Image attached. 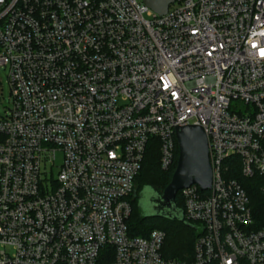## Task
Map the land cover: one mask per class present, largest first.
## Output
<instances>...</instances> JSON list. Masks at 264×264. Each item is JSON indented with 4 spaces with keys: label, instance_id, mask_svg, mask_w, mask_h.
I'll use <instances>...</instances> for the list:
<instances>
[{
    "label": "built area",
    "instance_id": "obj_1",
    "mask_svg": "<svg viewBox=\"0 0 264 264\" xmlns=\"http://www.w3.org/2000/svg\"><path fill=\"white\" fill-rule=\"evenodd\" d=\"M148 18H145L144 15ZM0 264H264V226L228 177H264V0H0ZM200 127L211 187L178 191L189 262L129 234L146 149ZM56 153L62 161L54 169Z\"/></svg>",
    "mask_w": 264,
    "mask_h": 264
},
{
    "label": "trees",
    "instance_id": "obj_2",
    "mask_svg": "<svg viewBox=\"0 0 264 264\" xmlns=\"http://www.w3.org/2000/svg\"><path fill=\"white\" fill-rule=\"evenodd\" d=\"M174 157L169 167L162 168L160 163V151L157 140L149 143L141 169L135 178V188L130 196L131 215L127 220L128 231L134 237H146L152 230H160L165 238L161 249L162 255L167 259H176L189 262L192 259L193 245L198 235L197 227L177 220L162 221L163 218L145 217L139 206L142 192L147 189L155 194H161L169 184L177 160V145L174 142ZM233 167L230 169L228 177L236 180L245 191L249 205L256 220L257 226H264V177L254 175L251 178H244L240 173V162L234 158ZM144 178H148V183H142ZM177 209L183 213V201L180 194L175 197ZM165 220V219H164Z\"/></svg>",
    "mask_w": 264,
    "mask_h": 264
},
{
    "label": "water",
    "instance_id": "obj_3",
    "mask_svg": "<svg viewBox=\"0 0 264 264\" xmlns=\"http://www.w3.org/2000/svg\"><path fill=\"white\" fill-rule=\"evenodd\" d=\"M173 2L174 0H141L145 7L158 16L165 15L168 6ZM174 137L178 154L170 182L161 194L145 189L140 197L145 211H141L145 217L184 222L182 211L175 205L176 194L191 185H197L202 191L209 190L212 173L208 160L207 138L200 127H177Z\"/></svg>",
    "mask_w": 264,
    "mask_h": 264
},
{
    "label": "rangeland",
    "instance_id": "obj_4",
    "mask_svg": "<svg viewBox=\"0 0 264 264\" xmlns=\"http://www.w3.org/2000/svg\"><path fill=\"white\" fill-rule=\"evenodd\" d=\"M145 18H148L147 15H144ZM8 70L7 68L3 69L0 67V116H4L7 112V109L11 107V99L9 94V86L7 80ZM62 161V156L60 153H56L55 161H54V169L56 170L57 166H60ZM150 180L148 178H144L141 182L148 183ZM139 205L141 209L145 211L142 206V202L139 200ZM162 221L166 222L167 224L170 223L166 219H162Z\"/></svg>",
    "mask_w": 264,
    "mask_h": 264
}]
</instances>
